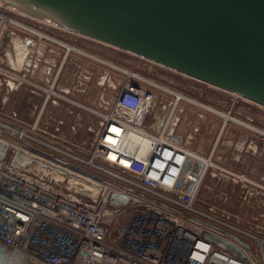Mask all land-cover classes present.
<instances>
[{"label": "built area", "instance_id": "built-area-1", "mask_svg": "<svg viewBox=\"0 0 264 264\" xmlns=\"http://www.w3.org/2000/svg\"><path fill=\"white\" fill-rule=\"evenodd\" d=\"M9 23L57 41L65 53L70 49L67 43L2 13L0 36ZM110 64L125 74L108 108L98 111L89 159H77L111 176L103 179L88 174L98 189L96 196L64 186L46 172L13 165L11 159L20 150L45 162L53 159L65 174H77L65 157L37 152L23 138L58 148L56 145L0 120V128L16 135L0 132V143L5 145L0 157V264H246L203 235L207 231L233 240L226 234L231 232L201 218L222 222L220 219L201 214L192 205L212 159L210 153L197 152L183 139L177 130V108L181 100H196ZM3 72L0 66V75ZM7 72L15 82L25 80L16 72ZM159 89L168 90L172 98L166 115L151 129L145 121ZM127 211L129 223L110 237L112 218ZM250 235L257 240L264 262V238ZM235 243L253 264H259L257 252L247 243L249 249Z\"/></svg>", "mask_w": 264, "mask_h": 264}, {"label": "rangeland", "instance_id": "rangeland-1", "mask_svg": "<svg viewBox=\"0 0 264 264\" xmlns=\"http://www.w3.org/2000/svg\"><path fill=\"white\" fill-rule=\"evenodd\" d=\"M0 3V13L81 49L70 48L65 53V47L55 40L38 37L21 25L5 26L17 34L5 32L0 40V66L4 69L0 75V120L56 145L59 149L23 138L37 152L65 157L77 174H65L53 159L45 162L35 155H29L32 160L29 169L46 172L59 178L58 182L64 186L96 196L98 189L88 180V174H99L103 179L111 176L77 159H89L98 128V111L108 108L125 74L110 63L148 77L196 100H181L177 108L180 116L177 130L183 139L197 152L210 153L212 159L193 207L201 214L220 219L222 222L204 215L201 218L237 235L257 252L259 264H264L257 240L250 235L264 238L263 106L129 50ZM39 41H46L55 51L39 54L36 48ZM7 71L16 72L25 80L15 82ZM157 93L145 121L151 129H156L155 123L166 115L172 98L168 90L159 89ZM34 118L32 128L30 121ZM0 132L16 138L10 129L0 128ZM37 152L34 153L38 155ZM129 221L128 211L114 216L108 225L109 236H115Z\"/></svg>", "mask_w": 264, "mask_h": 264}, {"label": "water", "instance_id": "water-1", "mask_svg": "<svg viewBox=\"0 0 264 264\" xmlns=\"http://www.w3.org/2000/svg\"><path fill=\"white\" fill-rule=\"evenodd\" d=\"M0 1L264 107V0ZM4 150L0 143V157ZM18 153L11 163L29 169L16 158ZM226 234L233 240L203 232L219 247L253 264L235 241L246 249L248 245Z\"/></svg>", "mask_w": 264, "mask_h": 264}, {"label": "crops", "instance_id": "crops-1", "mask_svg": "<svg viewBox=\"0 0 264 264\" xmlns=\"http://www.w3.org/2000/svg\"><path fill=\"white\" fill-rule=\"evenodd\" d=\"M5 32H6V34L8 33L9 35H11V34H14V35L17 34L13 29H7V28H5V30H3L2 33H1L0 39L3 37V34H5ZM14 37H15V36H14ZM36 48H37L39 54H41V55H42V54H46V53L54 52V51H55V48L52 47V46H50V45H48V44L46 43V41H39V43H37ZM215 111H216V110H215ZM11 113L15 115V111H12ZM13 118H14V117H13ZM32 119H33V118H32ZM35 119H36V118H34V120H31V121H30V124H33L34 121H35ZM22 121H23V120H22ZM28 124H29V123H28Z\"/></svg>", "mask_w": 264, "mask_h": 264}, {"label": "bare ground", "instance_id": "bare-ground-1", "mask_svg": "<svg viewBox=\"0 0 264 264\" xmlns=\"http://www.w3.org/2000/svg\"><path fill=\"white\" fill-rule=\"evenodd\" d=\"M65 28V27H64ZM68 29V28H67ZM87 36V35H86ZM90 37V36H89ZM59 41V40H58ZM60 42V41H59ZM107 43V42H106ZM110 44V43H109ZM113 45V44H112ZM67 47L68 48H71L72 46L71 45H69V44H67ZM74 48V47H73ZM128 73H130L129 71H128ZM28 156H26V154H24V153H22V152H20V154L18 153L17 155H16V158L18 159V160H20L22 163H23V165L25 166V167H31L30 166V163H31V160L29 159V158H27ZM35 165L36 166H38V164H37V162L35 163Z\"/></svg>", "mask_w": 264, "mask_h": 264}, {"label": "flooded vegetation", "instance_id": "flooded-vegetation-1", "mask_svg": "<svg viewBox=\"0 0 264 264\" xmlns=\"http://www.w3.org/2000/svg\"><path fill=\"white\" fill-rule=\"evenodd\" d=\"M1 40V39H0Z\"/></svg>", "mask_w": 264, "mask_h": 264}]
</instances>
